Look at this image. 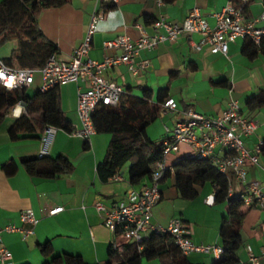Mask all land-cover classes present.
Instances as JSON below:
<instances>
[{
    "label": "crops",
    "instance_id": "0c3cea01",
    "mask_svg": "<svg viewBox=\"0 0 264 264\" xmlns=\"http://www.w3.org/2000/svg\"><path fill=\"white\" fill-rule=\"evenodd\" d=\"M228 1L176 0L167 4L162 0H121L117 5H112L101 4L98 0H68L61 7L43 10L39 15V25L46 37L57 44L58 57L70 60L74 50L84 40L91 14L96 9H105L106 14L98 23L90 51L91 58L103 60L106 55L121 53L120 49H107L105 41L124 34L137 38L136 23L144 24L153 33L152 25L160 17L182 22L194 8H198L214 26V14L222 10ZM263 6L264 0H251L248 16H258ZM109 13L117 15L110 17ZM147 18L154 22L147 23ZM190 39L199 44L202 36L199 33H185L174 41L161 43L153 50L140 51L137 61L148 60L149 66L138 74L130 72L125 64H119L106 71L105 76L121 84L125 91L130 89L135 95H142L139 86L150 87L154 102L158 99L159 91L168 87V95L164 99L174 98L179 111L163 108L157 119L148 126V137L157 143L169 136L166 128L174 126L181 118L182 110L192 108L216 116L232 100H238L243 114L258 124L253 134L243 138L245 145L250 149L263 146L258 163L247 164V178L264 184V107L250 109L247 106V99L264 89V55L254 60L247 59L242 54L244 40L241 38L230 43L227 55L213 53L209 44L195 46ZM225 82L227 84H222ZM41 84V76L37 75L26 93L34 96ZM86 86L87 83L80 82L67 83L58 88L59 107L72 125L79 122L78 90ZM18 105L23 111L17 117L13 113ZM24 113L26 105L21 101L0 124V227L15 224L33 228V233L26 237L20 232L2 233L3 243L12 255L8 264H44L47 258L39 247L47 242L55 253L81 256L86 264H111L109 251L113 248L114 235L103 224L95 205L103 202L113 207L133 189L141 187L130 183L128 167L123 168L120 179L101 178L97 167L105 158L112 134L97 133L87 143L63 129L58 130L50 147V156H67L74 169L57 178L36 177L22 166L21 158L38 154L41 149L44 129L41 125L42 112L35 111L30 115L37 129L35 137L13 140L9 134L15 120ZM224 152V149L216 148V153L222 155ZM189 157H194V148L183 143L179 151L169 155L168 163L174 166ZM11 160L18 165L12 175L3 169V164ZM231 185L235 195L246 189L245 184L237 181L233 175ZM161 187V200L153 209L155 223L167 225L172 217L179 216L190 228L194 242L222 246L220 230L224 219L230 215L231 203H207V198L216 193L210 182L197 186L198 196L193 200L179 196L174 170L161 183ZM60 205L65 208L62 212L52 216L47 214L49 208ZM27 209H33L39 219L35 226L21 220L22 212ZM239 211L244 215L239 264H264V208L243 203ZM188 259L192 264H213L216 257L213 253L193 252ZM129 264H170V260L137 257Z\"/></svg>",
    "mask_w": 264,
    "mask_h": 264
},
{
    "label": "built area",
    "instance_id": "2783aa9c",
    "mask_svg": "<svg viewBox=\"0 0 264 264\" xmlns=\"http://www.w3.org/2000/svg\"><path fill=\"white\" fill-rule=\"evenodd\" d=\"M121 0H98L101 4L117 5ZM251 0H229L226 6L215 13L216 23L212 26L207 17L198 8H194L182 22H173L165 17H160L153 23V33L147 30L142 23H136L134 28L138 32L137 38L124 34L114 39L105 41L107 49H120L119 55H106L103 60L90 57L93 47L94 35L98 30V23L106 14L105 9H96L90 17V22L83 42L74 50L70 60H62L57 53L51 54L44 66L40 68L13 67L0 57V71L6 75L18 77L16 85L9 90L30 87L37 75L41 76L40 90L59 88L67 83H87L85 89L79 88L77 115L78 124L72 125L73 136L80 137L86 142L97 134L93 122V114L99 104L116 106L120 102L124 87L108 79L105 72L111 68L125 64L133 74H138L149 66L148 60L137 61L142 50H153L161 43L174 41L181 34L199 33L202 40L199 44L192 39L195 46L209 44L215 54L227 55L229 45L237 39L252 38L257 44L264 37V6L256 17H249L247 10ZM24 73L23 81L19 80ZM31 81L30 83L28 81ZM0 86L4 82L0 81ZM6 88V87H5ZM8 89V88H7ZM107 101V102H106ZM163 108L179 111L174 98H167ZM181 118L172 128H166L169 136L164 140L163 157L155 164V169L150 180H145L141 187L133 189L128 196L109 207L103 202H97L96 210L101 214L103 224L113 233L112 246L115 249L126 244H136L138 249H143V243L152 232H168L173 236L174 242L179 246L184 255L193 252L213 253L219 258L224 252L221 245L198 244L193 241L192 233L187 224L179 216L170 219L167 225L153 221V209L162 197V179L167 171L174 170L168 163L170 154L179 151L180 145L189 144L194 148V156L199 159L210 160L221 173L227 176L230 188L229 196L241 200L245 205H257L264 208V184L257 180H248L247 164L258 163L262 152V145L255 149L248 148L243 138L253 134L258 127L256 120L249 119L243 114L242 106L238 100H232L225 110L219 115L209 116L195 109L182 110ZM60 128L47 126L41 136L40 157L50 155V147ZM225 150L222 155L216 153V148ZM233 177L245 184L246 189L237 195L231 185ZM120 179V173L113 177ZM235 195V196H234ZM214 195L207 198V203L212 204ZM64 206H55L47 210L48 215H55L64 210ZM21 220L35 226L39 219L33 209L24 210ZM3 232H20L24 237L33 233V228H23L15 224L0 227V264H8L12 255L2 240ZM264 259V250H263ZM252 261L255 258H251ZM113 264H123L114 262Z\"/></svg>",
    "mask_w": 264,
    "mask_h": 264
},
{
    "label": "trees",
    "instance_id": "16d2710c",
    "mask_svg": "<svg viewBox=\"0 0 264 264\" xmlns=\"http://www.w3.org/2000/svg\"><path fill=\"white\" fill-rule=\"evenodd\" d=\"M172 4L176 0H162ZM68 0H2L0 2V47L14 41L16 47L9 57L3 58L13 67L40 68L45 65L51 54L59 53L56 43L50 41L39 25V15L45 9L61 7ZM249 10V8H248ZM247 10V14H248ZM147 23L153 20L147 18ZM242 54L249 60L264 55V37L259 44L252 38H245ZM222 84H227L222 83ZM142 95H135L126 90L116 106L99 104L93 114V122L97 133H111L105 158L98 164V172L103 180H109L121 173L129 164L128 176L133 185H141L150 180L155 164L163 157V143L150 140L148 126L157 119L163 109L168 87L159 91L158 99L153 101V90L148 86H139ZM26 89L9 90L0 86V124L7 114L19 103L24 102L26 113L15 120L9 130L11 139L33 138L36 127L30 119L35 111L43 114V132L47 126H56L67 132L72 131L71 122L64 117L59 107L57 88L46 91L38 90L34 96H29ZM250 109L264 107V89L247 99ZM88 143V142H87ZM21 164L26 171L36 177L57 178L63 173L74 169L71 160L60 154L56 158L50 155L40 157L38 154L26 155L21 158ZM3 169L10 175L14 174L18 165L14 160L3 164ZM176 188L181 198L193 200L198 196L197 186L210 182L216 189L215 203L229 201L231 211L225 218L220 230L224 252L216 258L213 264H239L238 251L243 246L241 228L244 215L239 211L243 202L229 196L230 183L226 175L208 159L189 157L174 165ZM171 174L167 171L162 182ZM139 250L136 244H126L118 249L110 248V263L129 262L137 257L148 260L160 258L170 260V264H192L184 255L168 232H152ZM41 253L47 258L44 264H86L81 256L55 253L49 242L41 244Z\"/></svg>",
    "mask_w": 264,
    "mask_h": 264
},
{
    "label": "clouds",
    "instance_id": "9594fccd",
    "mask_svg": "<svg viewBox=\"0 0 264 264\" xmlns=\"http://www.w3.org/2000/svg\"><path fill=\"white\" fill-rule=\"evenodd\" d=\"M116 13H109V16H116ZM24 73H21L19 76V80L23 81ZM18 77L16 75H6L4 71H0V81L4 82V86L8 89H12L17 82ZM31 82L30 80L28 81ZM107 102V101H106ZM23 109L18 105L13 113L15 116H19L22 113Z\"/></svg>",
    "mask_w": 264,
    "mask_h": 264
},
{
    "label": "rangeland",
    "instance_id": "374dc122",
    "mask_svg": "<svg viewBox=\"0 0 264 264\" xmlns=\"http://www.w3.org/2000/svg\"><path fill=\"white\" fill-rule=\"evenodd\" d=\"M16 47V43L14 41H10L5 43L0 47V57L6 58L11 55L12 50ZM129 167V164L125 165V168Z\"/></svg>",
    "mask_w": 264,
    "mask_h": 264
}]
</instances>
